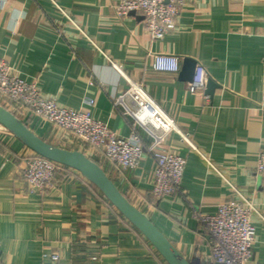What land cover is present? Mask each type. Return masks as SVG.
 <instances>
[{"label": "crops", "instance_id": "1", "mask_svg": "<svg viewBox=\"0 0 264 264\" xmlns=\"http://www.w3.org/2000/svg\"><path fill=\"white\" fill-rule=\"evenodd\" d=\"M144 18L140 11L120 16L116 0H6L0 6V57L44 93L88 111L122 136L131 134L130 119L112 98L132 81L143 84L178 126L165 143L186 158L174 195H153L151 155L123 170L72 133L27 111L13 113L48 142L99 163L187 259L209 261L211 243L197 213L216 212L231 195L227 180L264 217V179L256 172L264 149V0H187L177 27L162 40L145 30ZM158 53L177 55L181 69L186 57L195 59L205 73L204 92L189 91L191 81L180 72L156 70ZM209 79L216 84L212 93ZM32 151L0 128L1 262L52 264L49 255L58 253L56 264H168L78 170L64 165L52 188L31 191L22 170ZM252 219L257 239L251 264H264V220L256 212Z\"/></svg>", "mask_w": 264, "mask_h": 264}, {"label": "built area", "instance_id": "2", "mask_svg": "<svg viewBox=\"0 0 264 264\" xmlns=\"http://www.w3.org/2000/svg\"><path fill=\"white\" fill-rule=\"evenodd\" d=\"M55 3V1H54ZM187 0H116L120 16L140 11L144 14L145 30L155 40L175 30ZM56 4V3H55ZM6 0H0L4 7ZM63 11L61 7L56 5ZM68 18L70 16L66 15ZM90 43L100 47L85 33L76 21L70 18ZM108 58V56L106 55ZM171 62L173 69H156L178 73L181 59L174 54L158 53L155 62ZM204 72V71H203ZM204 78L188 84L192 93L204 92ZM264 99V94H263ZM13 100V102H11ZM93 103V100H90ZM113 105L123 116L130 119L131 134L122 136L113 131L107 123L96 119L84 109L61 104L56 97L44 93L37 83H30L13 69L9 62L0 57V104L10 111H27L56 126L59 130L72 133L83 143L115 163L123 170L134 169L146 155L155 160L153 171V195L157 199L174 195L181 186L186 158L165 147L167 136L178 129L175 119L156 101L141 83L131 82L128 89L112 98ZM148 138H146L144 135ZM195 150H198L192 145ZM209 166L220 171L201 153ZM22 175L31 191L46 192L54 185L55 177L64 165L32 151L25 158ZM256 172L264 179V149L257 155ZM231 195L218 204L213 214L197 213L211 243V259L199 264H251L253 245L257 231L252 213L264 220L250 199L233 183L228 181ZM52 264L60 260L58 253H51ZM0 264H5L0 261Z\"/></svg>", "mask_w": 264, "mask_h": 264}, {"label": "water", "instance_id": "3", "mask_svg": "<svg viewBox=\"0 0 264 264\" xmlns=\"http://www.w3.org/2000/svg\"><path fill=\"white\" fill-rule=\"evenodd\" d=\"M197 61L191 57L184 59L180 71L183 80L193 81ZM208 92L212 93L216 84L208 80ZM0 128L16 135L26 146L41 156L78 170L86 179L96 185L106 198L126 217L157 249L168 264H195L187 259L166 237L160 228L118 188L104 169L80 150H71L54 145L37 135L26 122L0 104Z\"/></svg>", "mask_w": 264, "mask_h": 264}, {"label": "clouds", "instance_id": "4", "mask_svg": "<svg viewBox=\"0 0 264 264\" xmlns=\"http://www.w3.org/2000/svg\"><path fill=\"white\" fill-rule=\"evenodd\" d=\"M175 66L171 62H163V61H157L154 64V68L156 69H173ZM196 77H195V82L199 83L203 80L204 78V72L201 68L197 67L196 69Z\"/></svg>", "mask_w": 264, "mask_h": 264}, {"label": "rangeland", "instance_id": "5", "mask_svg": "<svg viewBox=\"0 0 264 264\" xmlns=\"http://www.w3.org/2000/svg\"><path fill=\"white\" fill-rule=\"evenodd\" d=\"M196 264H199V263H196Z\"/></svg>", "mask_w": 264, "mask_h": 264}, {"label": "trees", "instance_id": "6", "mask_svg": "<svg viewBox=\"0 0 264 264\" xmlns=\"http://www.w3.org/2000/svg\"><path fill=\"white\" fill-rule=\"evenodd\" d=\"M1 105H3V104H1ZM4 106V105H3Z\"/></svg>", "mask_w": 264, "mask_h": 264}]
</instances>
